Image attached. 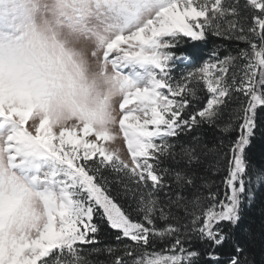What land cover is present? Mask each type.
<instances>
[{"label":"snow or ice","instance_id":"6c2138e0","mask_svg":"<svg viewBox=\"0 0 264 264\" xmlns=\"http://www.w3.org/2000/svg\"><path fill=\"white\" fill-rule=\"evenodd\" d=\"M27 3L0 10L26 16ZM56 14L113 73L119 135L55 127L49 89L85 76L54 38L58 56L35 65L0 58V264H264V224L258 252L242 227L264 198V157L250 154L264 0H57Z\"/></svg>","mask_w":264,"mask_h":264},{"label":"clouds","instance_id":"9594fccd","mask_svg":"<svg viewBox=\"0 0 264 264\" xmlns=\"http://www.w3.org/2000/svg\"><path fill=\"white\" fill-rule=\"evenodd\" d=\"M56 4L57 0H28L26 16L14 11L11 5L0 10V58L12 69L35 65L44 56H58V50L51 44L54 38L71 50L83 65L85 76L80 82L83 87L73 88L66 82L64 87L49 89L46 104L56 117L55 127L76 126L87 119L96 128L118 136L117 100L121 92L107 79L113 73L103 64L95 41L59 19ZM88 23L94 26L98 22L93 16ZM33 26L48 37L47 52L33 37ZM93 52L97 54L93 56Z\"/></svg>","mask_w":264,"mask_h":264},{"label":"trees","instance_id":"16d2710c","mask_svg":"<svg viewBox=\"0 0 264 264\" xmlns=\"http://www.w3.org/2000/svg\"><path fill=\"white\" fill-rule=\"evenodd\" d=\"M219 43V42H217ZM243 47V45H241ZM207 50H205L206 54ZM259 123L261 125L260 130L257 132L256 139L252 142V147L250 149V154L254 156L255 158L259 159L264 157V110L260 111V119ZM236 133H232L234 136ZM215 135H220V133H215ZM207 138L209 139V142L211 143L213 138V132L211 130L207 133ZM264 224V198H258L254 205L248 209V211L245 214L244 222L242 227L247 228L249 233H254L255 235V247L257 249V252L259 251L260 246V232H261V225ZM104 228V242L106 244H115V238L114 233L108 229L107 225H102ZM93 259H105L104 256L100 257H93Z\"/></svg>","mask_w":264,"mask_h":264},{"label":"rangeland","instance_id":"374dc122","mask_svg":"<svg viewBox=\"0 0 264 264\" xmlns=\"http://www.w3.org/2000/svg\"><path fill=\"white\" fill-rule=\"evenodd\" d=\"M109 143H113V144H114V146H121V144H122V141H120V140H117V141H115V142H109Z\"/></svg>","mask_w":264,"mask_h":264}]
</instances>
